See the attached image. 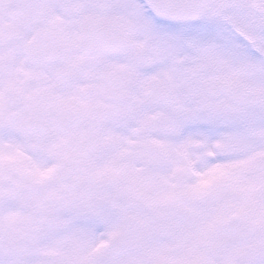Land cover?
Instances as JSON below:
<instances>
[{"label":"snow or ice","instance_id":"snow-or-ice-1","mask_svg":"<svg viewBox=\"0 0 264 264\" xmlns=\"http://www.w3.org/2000/svg\"><path fill=\"white\" fill-rule=\"evenodd\" d=\"M0 264H264V0H0Z\"/></svg>","mask_w":264,"mask_h":264}]
</instances>
